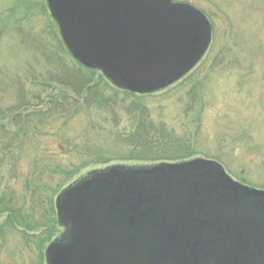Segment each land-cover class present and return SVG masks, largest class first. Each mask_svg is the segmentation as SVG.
Instances as JSON below:
<instances>
[{
  "label": "water",
  "instance_id": "obj_1",
  "mask_svg": "<svg viewBox=\"0 0 264 264\" xmlns=\"http://www.w3.org/2000/svg\"><path fill=\"white\" fill-rule=\"evenodd\" d=\"M72 56L116 87L148 94L205 55L207 17L172 0H48ZM64 234L47 264H264V191L195 159L94 172L57 198Z\"/></svg>",
  "mask_w": 264,
  "mask_h": 264
},
{
  "label": "rangeland",
  "instance_id": "obj_2",
  "mask_svg": "<svg viewBox=\"0 0 264 264\" xmlns=\"http://www.w3.org/2000/svg\"><path fill=\"white\" fill-rule=\"evenodd\" d=\"M173 1L204 12L211 22L212 44L187 76L191 80L182 91L184 80L144 94L151 96L149 105L155 110V120L167 123L178 134L199 126L196 150L201 156L197 157L220 163L234 181L264 191V0ZM57 36L62 40L47 0H0V80L5 79L2 82L7 89L0 83V126L10 124L9 109L18 102V93L11 86L14 80L24 81L32 70L42 72L44 61L35 47L45 46L57 53ZM199 84L201 101L189 111L187 94ZM49 88L45 96L61 90L56 85ZM13 113L16 116L18 112ZM85 122L86 118L81 117L73 123L71 137L80 134ZM95 134L96 138L102 137V133ZM38 141L28 145L55 161L69 159L56 141ZM1 147L0 143V194L8 187L9 197L16 198L31 172L35 150L29 148L17 160L14 154L3 158ZM114 164L117 162L109 165ZM137 165L142 163L121 166ZM60 179L51 177L49 181L57 185ZM5 219V215L0 216V229ZM5 230H0V264H40L34 247H26L22 235ZM58 232L55 236L62 228ZM42 264H46L45 257Z\"/></svg>",
  "mask_w": 264,
  "mask_h": 264
},
{
  "label": "trees",
  "instance_id": "obj_3",
  "mask_svg": "<svg viewBox=\"0 0 264 264\" xmlns=\"http://www.w3.org/2000/svg\"><path fill=\"white\" fill-rule=\"evenodd\" d=\"M57 42V53L45 46L35 47L44 61L43 70L36 74L30 69L32 72L24 81L14 80L11 86L18 93V102L9 109L10 124L0 126L3 158L14 154L19 160L29 148L35 150L23 191L16 198L9 197L8 187L0 194V216H6L0 230L6 228L5 231L22 235L24 245L34 247L40 264L46 247L61 228L56 198L63 189L90 173L85 170L92 166L94 172L132 163H176L201 156L196 150L199 126L178 134L167 123L156 121L155 110L149 105L150 95L114 86L101 72L77 61L58 36ZM190 80L191 77L184 79L181 91ZM51 85L61 90L51 91L45 99ZM200 88V84L195 85L187 94L188 110L201 101ZM13 112L18 113L15 116ZM81 117L86 118L85 125L78 136L71 137L73 123ZM98 132L102 137H95ZM41 139L56 141L69 159L55 161L28 145ZM114 162L117 164L109 165ZM103 165L107 166L99 167ZM51 177L61 179L53 185Z\"/></svg>",
  "mask_w": 264,
  "mask_h": 264
},
{
  "label": "flooded vegetation",
  "instance_id": "obj_4",
  "mask_svg": "<svg viewBox=\"0 0 264 264\" xmlns=\"http://www.w3.org/2000/svg\"><path fill=\"white\" fill-rule=\"evenodd\" d=\"M64 232H65V229L62 230V232L60 233L59 237L55 238L53 242H55L57 239H59L64 234ZM46 262H47V260H46Z\"/></svg>",
  "mask_w": 264,
  "mask_h": 264
}]
</instances>
